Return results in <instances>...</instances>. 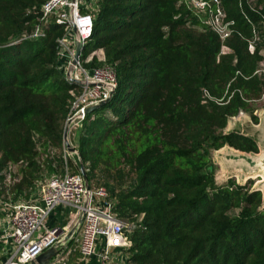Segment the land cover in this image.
Masks as SVG:
<instances>
[{
	"label": "trees",
	"instance_id": "obj_1",
	"mask_svg": "<svg viewBox=\"0 0 264 264\" xmlns=\"http://www.w3.org/2000/svg\"><path fill=\"white\" fill-rule=\"evenodd\" d=\"M46 1L0 0V180L17 166L0 198L27 199L47 176L80 174L83 164L131 225L122 264H264L263 194L252 182L217 185L212 157L225 146L260 153L254 137L225 130L240 112L257 120L264 0H252L256 11L221 0L234 22L225 42L184 0H94L81 63L114 67L117 86L71 132L73 157L63 133L82 87L60 68L65 25L42 21Z\"/></svg>",
	"mask_w": 264,
	"mask_h": 264
},
{
	"label": "built area",
	"instance_id": "obj_2",
	"mask_svg": "<svg viewBox=\"0 0 264 264\" xmlns=\"http://www.w3.org/2000/svg\"><path fill=\"white\" fill-rule=\"evenodd\" d=\"M184 1L223 42L231 38L234 22L228 21L221 0ZM239 1L240 4L243 3V0ZM246 1L256 11L253 1ZM82 6L83 0H47L42 6V21L47 23L55 19L56 23L65 25V35L59 40V58H67V54L70 57L65 76L68 80L74 78L81 81L82 91L76 97L68 118H75L72 129L80 126L85 117V108L111 98V93L117 86L116 71L112 66L87 69L82 65L81 58L76 67L70 66L76 49L74 26L84 46L93 33L94 18L91 13L83 12ZM42 35V29L38 27L33 36ZM258 40L259 37L255 34L249 45L251 53L255 52ZM224 51L227 52L228 49L224 48ZM255 74L264 78V61ZM204 95L210 97L207 91ZM261 100H264V93L258 101ZM239 114L242 115L243 112ZM16 173L17 166L9 165L3 180H0V191L16 181ZM40 196V200L36 201L6 202L0 198L3 203L0 206L8 209V218L3 227L4 242L12 245L10 257L3 264H31L37 256L51 248L59 253L49 264H68L69 257L75 252L80 255L78 262L85 263L96 256L100 264H108L114 250L131 247V225L113 212V204L108 200L106 188L91 187L88 191L81 173L72 174L66 170L64 175L51 176L40 187ZM58 206L71 209L73 220L65 227L48 228V217ZM100 241L104 243L103 249L97 252ZM71 244L74 249L70 247Z\"/></svg>",
	"mask_w": 264,
	"mask_h": 264
},
{
	"label": "crops",
	"instance_id": "obj_3",
	"mask_svg": "<svg viewBox=\"0 0 264 264\" xmlns=\"http://www.w3.org/2000/svg\"><path fill=\"white\" fill-rule=\"evenodd\" d=\"M94 55H96L100 60L105 59L103 50L95 52ZM62 61H64L63 58L60 59L61 70L63 66ZM62 72L63 73L65 72L64 68ZM255 108L256 110L254 114L257 120H253L250 114L243 112L242 115L238 114L237 116L229 120L225 132L226 133L238 132L247 136L254 137L258 141L260 147V153L259 154L245 153L235 150L234 148H231L229 146H225L220 150L214 151L212 157H213V162L216 166V181L218 182V180L220 181L223 180V182L221 181L223 183L222 185H226L228 181L231 179L241 180L240 179L241 177L243 178L242 181L243 183L249 179L254 180L255 178L252 177L253 175L256 178H258L257 179L258 182H256L258 183V185L264 183L263 181L264 169L260 165V160H263L264 158V107H255ZM78 128L79 126L75 127L74 129L71 130V132L73 133V130H77ZM249 171L250 174H248ZM259 172L260 173L262 172L263 175L259 174ZM37 192L38 191L36 190L34 193L35 197L36 195H38V197L41 198L40 193L37 194ZM72 214L73 213L71 209L66 208L64 206H58L49 215L47 220V227L56 228V227H65L69 225L73 220ZM0 216H2V218H0V264H3L10 257L11 254L10 252L12 249V245L10 243L6 245L4 242L3 227L5 226V221L8 218V209L5 208L4 206L0 208ZM103 244H104L103 242L101 241L99 242L97 252L102 251ZM112 254L117 256L118 264H122L124 262L125 254L123 250L120 249L114 250ZM83 264H100V263L97 257L94 256L89 261Z\"/></svg>",
	"mask_w": 264,
	"mask_h": 264
},
{
	"label": "water",
	"instance_id": "obj_4",
	"mask_svg": "<svg viewBox=\"0 0 264 264\" xmlns=\"http://www.w3.org/2000/svg\"><path fill=\"white\" fill-rule=\"evenodd\" d=\"M74 35H75V55L74 58L71 60V68H74L78 65V61L82 56V52L84 50V42L83 40L80 38L79 33L77 31V29L74 26ZM70 82L76 83L78 85L81 84V81L76 80L74 78H69ZM101 86H104L103 84H100ZM114 90L111 93V96L113 95ZM110 98L106 101H103L97 105H92L89 106L87 108H85L84 113L85 115L91 114L94 111L102 108L103 106H105L108 102H109ZM75 121V118H71L68 119L65 127H64V133H63V141H64V147L66 148L67 152L70 154H77L76 148L73 146L71 139H70V134H71V130H72V126L73 123ZM262 163V167L264 169V158L261 161ZM80 171H81V175L84 178L85 184H86V188L89 191L91 189V186L89 184L88 181V177L85 171V168L83 166V164L80 165ZM260 191V190H259ZM59 251L56 250L55 248H51L47 251H45L44 253H42L41 255L37 256V258L31 263V264H49L51 262V260L56 257L58 255Z\"/></svg>",
	"mask_w": 264,
	"mask_h": 264
},
{
	"label": "rangeland",
	"instance_id": "obj_5",
	"mask_svg": "<svg viewBox=\"0 0 264 264\" xmlns=\"http://www.w3.org/2000/svg\"><path fill=\"white\" fill-rule=\"evenodd\" d=\"M83 2H84V5L87 7V12H89V13H93V10L92 9H94V7H95V1L94 0H83ZM263 51V57H264V50H262ZM66 53V52H65ZM63 59H64V61H62V71H63V68H64V71L65 72H67V70H68V68H69V62H70V57H69V55L67 54V58H64L63 57ZM64 72V73H65ZM66 74V73H65ZM254 106L255 107H264V100H261V101H258V102H255L254 103ZM75 128V127H74ZM73 128V129H74ZM73 132L75 133L76 132V130H73ZM71 136V135H70ZM73 137V136H72ZM75 137V136H74ZM74 137H73V140H74ZM71 139V138H70ZM72 140V139H71ZM65 148V147H64ZM59 151V150H58ZM57 151V152H58ZM65 153H66V155L67 156H69V157H73L72 156V154H70V153H68L67 151H66V149H65ZM254 157V156H253ZM71 169V168H70ZM70 173H76L74 170H70ZM248 174H250V171H249V173ZM259 174H262V172L260 173L259 172ZM263 175V174H262ZM252 176V175H251ZM51 176H47L46 178H44L41 182H39L38 184H37V194H39L40 193V187L42 186V184H44V182H45V180H48L49 178H50ZM253 178H255L254 180H252V179H249V180H247L246 182H242L243 181V178L241 177L240 179L241 180H237V179H234L235 181H237V183H239L240 185L242 184V185H245V184H247V183H249V182H252V188L253 189H255V190H260L261 192H262V194H263V197H264V183H261V184H259L258 185V183H256V182H258L257 181V179L258 178H256L254 175L252 176ZM215 178H216V175H215ZM262 179V178H261ZM222 182H223V180H221ZM220 180H218V182L216 181V183H217V185H219V186H221L223 183L221 182ZM241 181V182H240ZM100 187H104V186H100ZM26 198V197H25ZM38 195H36V197H34V194L33 195H30L29 197H27V199H24V200H26V201H36V200H38ZM23 200V199H22ZM3 201V200H2ZM0 205H2L3 203L0 201ZM1 207H3V206H0V208ZM0 218H2V216H0ZM70 247H72L73 249H74V247L72 246V244L70 245ZM72 249V250H73ZM112 254V253H111ZM71 257H73V259H75V262L77 261L78 262V260L80 259V255L79 254H75L74 253V255H72ZM71 257H69V260L71 259ZM69 260L67 261V263L69 264ZM108 264H118V261H117V256L116 255H111V257H110V259H109V263Z\"/></svg>",
	"mask_w": 264,
	"mask_h": 264
},
{
	"label": "bare ground",
	"instance_id": "obj_6",
	"mask_svg": "<svg viewBox=\"0 0 264 264\" xmlns=\"http://www.w3.org/2000/svg\"><path fill=\"white\" fill-rule=\"evenodd\" d=\"M262 160H260V165L262 166V163H261ZM263 168V167H262ZM264 176V175H263ZM264 178V177H263ZM264 181V180H263Z\"/></svg>",
	"mask_w": 264,
	"mask_h": 264
}]
</instances>
